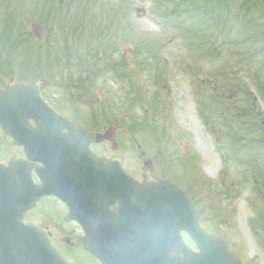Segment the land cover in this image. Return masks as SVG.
I'll return each mask as SVG.
<instances>
[{
    "label": "rangeland",
    "instance_id": "374dc122",
    "mask_svg": "<svg viewBox=\"0 0 264 264\" xmlns=\"http://www.w3.org/2000/svg\"><path fill=\"white\" fill-rule=\"evenodd\" d=\"M83 1L86 3L79 8ZM88 1L90 3L87 0H0V3H13L18 13L30 5L45 6L47 17L41 8V15L32 14L30 20L40 19L47 28L55 31L57 44L51 50L50 58L57 59L63 66L56 70L57 86L45 94V99L58 112L86 124L94 132L119 125L115 139L121 153L126 154L125 166L130 174L142 180L144 161L152 160L155 173L175 180L186 190L198 209L201 226L209 234L225 240L243 264H264V186L261 181H256L259 176L255 175L259 171L264 173L262 0ZM247 1L250 4L248 12L243 6ZM181 3L183 7L186 4L185 12L188 9L198 12L203 7L204 12L212 11L210 15L223 11L226 16L229 14L225 12L226 6L232 7L229 26L223 33L215 26L208 28L213 19L198 17L179 29V22L188 17L186 14L184 17L177 13L172 15V12ZM76 10H80L78 15ZM5 15L0 10V19ZM94 15L103 20H98L96 25L90 24L89 17L93 19ZM77 16L86 18L80 24L81 32L72 30L73 17L75 27H79ZM59 18H66L60 26ZM3 26L5 21L0 20L1 30ZM187 26L192 27L189 32ZM92 28L96 32L93 36L95 45L103 42L102 34L107 28L109 53L99 58L76 59L80 64L76 67L69 65L73 60L64 41L68 39L70 43L76 36L78 51L82 52L85 47L92 49L93 44H85L91 32L87 29ZM219 31L221 35L217 33ZM210 36L219 41H212ZM246 38L245 44L237 43ZM139 42L142 43L140 46ZM201 44L207 46L201 54L189 48ZM213 46H218V53L212 50ZM146 50L153 52L149 55ZM241 62L245 68L236 66L238 72H242L236 83V106L232 104L234 100L230 103L239 117L236 141L230 133V120L225 122L221 108L217 107L221 99L228 101L221 95L230 91L229 85L224 87L222 72L232 70L234 63ZM188 65L200 69L199 77L195 73L188 74ZM86 68L92 71L89 96L94 105L90 109L75 100L80 80L86 79ZM205 77L215 80L201 87ZM199 89L205 90L204 96ZM202 102L211 111L208 112L210 117L203 114ZM241 137H246L245 142L240 143ZM227 144L232 148L225 147ZM96 148L106 152V149ZM140 152L144 157L139 163ZM257 166L261 169H256ZM56 206H59L56 201H45L27 216V221L43 224ZM184 240L196 250L187 235ZM75 258L73 261L79 264H96L80 248L75 251Z\"/></svg>",
    "mask_w": 264,
    "mask_h": 264
},
{
    "label": "water",
    "instance_id": "95a60500",
    "mask_svg": "<svg viewBox=\"0 0 264 264\" xmlns=\"http://www.w3.org/2000/svg\"><path fill=\"white\" fill-rule=\"evenodd\" d=\"M47 85L13 84L8 93L0 95V123L6 129L13 127L19 133L29 118L39 119V132L19 134H36L31 137L32 150L46 166L40 173L46 185L39 187L31 180L30 167L18 161L9 167L0 165V264H68L43 231L22 222L25 212L45 195H56L68 204L70 216L84 225V248L102 264H242L225 241L209 236L200 227L195 206L175 183L148 173L145 183L140 184L123 171L119 161L106 165L97 159L89 150L85 130L53 114L40 99V90ZM77 100L91 105L82 94ZM52 116L56 120L50 123ZM65 128L68 133H64ZM116 131L109 129L97 136V141L113 142ZM84 149L89 153L87 158L86 154H73ZM68 181L72 185L87 181V192L69 189ZM111 206L117 211L111 212ZM183 232L199 252L185 244Z\"/></svg>",
    "mask_w": 264,
    "mask_h": 264
},
{
    "label": "flooded vegetation",
    "instance_id": "af4514ba",
    "mask_svg": "<svg viewBox=\"0 0 264 264\" xmlns=\"http://www.w3.org/2000/svg\"><path fill=\"white\" fill-rule=\"evenodd\" d=\"M198 2H200V0H198ZM243 6L247 8V12L248 10L250 11V8H249L250 4L248 1L246 4H243ZM60 7H63V6H60ZM41 8L42 10H44L43 12ZM41 8L39 4L30 5L28 8H23V10L18 13L16 12V7L13 5V3H10V2L0 3V10L6 13L5 17L3 19H0V20L5 21V27L3 26V29L2 30L0 29V31H2V36L0 37V93L6 92L8 90L9 85L14 82H19L21 84L30 85L38 80H41V81L46 80V81H50L51 85L41 90V96L45 99V94L48 91H51L52 89H54L55 86H57V83H55V79H57L56 76L58 75V72L56 70L59 69L62 66V64H60L59 61L50 60V59H53V58H50V52L51 50H53V47L57 44V41L55 39L56 36L54 35L56 33L54 30L47 28L48 26L43 21H40V19L30 20V18L33 17L32 14H37L39 17V15H41V12L44 16L47 17L45 6L43 5ZM67 8L69 9V7ZM203 10H204L203 7H200L198 12H191V9H188L187 12H185L186 16L188 17L187 20L185 21V24H188L191 21H195L194 18H198V17L203 18L202 17ZM70 11H73L72 7H70ZM199 12L201 13L199 14ZM196 13H198V15H195ZM54 14L55 12L53 13V15ZM54 16L56 17V15ZM216 17H219V15H217ZM34 24H38V25L40 24L39 26L42 27V28L38 27L37 29V33L40 36L39 38L37 37L36 33L32 29ZM214 26L218 30H221L222 28L221 22H218L216 19L214 20V23H212L208 28H212ZM187 28H188L187 32H189L192 27L187 26ZM193 28L195 29L196 27H193ZM73 31H76V28L73 29ZM217 33L221 35L220 31ZM72 39L73 40L69 43V46L65 45V47L67 50H70L71 59L73 58L76 59L75 58L76 53L79 49L78 47L79 39L76 36H73ZM213 39L216 41H219V38L217 37H214V38L211 37L212 41ZM216 41H214L215 44H216ZM245 41L248 42V38H246ZM217 47L213 46L212 50L217 51L218 50ZM189 48L195 49V51L200 54L207 50V46L205 44H201L197 46L192 45ZM38 58L41 59V61H39ZM185 64L186 63H184L183 65ZM69 65L76 67V66H79L80 64L76 62V60H73L72 62L69 63ZM236 66H241L242 69L243 67L245 68L243 62L239 64L234 63V65L231 67L232 70L222 72V76L225 79L224 87H227L229 85L230 91H229V94L224 93L221 95L224 99L228 101L225 102L223 101V99H221L220 105L218 104L219 106L217 108L219 107L221 108L220 114L221 112L222 114H224L225 122L230 120V127H231L230 133L234 135V139L237 141L238 132H237V121L236 120L239 117H236L238 116L237 110H233V107L230 106V103L232 102V100H234L232 104L236 106V102H237V100H235V96L237 94V88H236L237 84L236 83L240 79V75L242 73L241 71L238 72V68ZM247 68L245 70L246 75L248 72ZM194 73L197 74L196 75L197 77H199L198 73H200V69L199 68L194 69L193 67L190 68L188 65V74L192 75ZM76 74H74V76H76ZM85 74H86V79L83 80L81 78L82 80H80L79 86H77V93L82 92L83 94L88 96L89 99L91 100L89 96L90 88H91V79H92L91 69L86 68ZM80 77H82L81 74H80ZM202 79H203L202 80L203 82L202 84H200L201 87H205L204 86L205 83L211 84L215 80V79L214 80L210 79L209 77H205ZM198 82L201 83L200 79H198ZM198 91L199 93L202 94V96L205 95L204 89H199ZM212 93H213V90L211 91V94ZM207 100L208 99L206 98V101ZM202 104L203 105H201V108L203 110V114H205V116L210 117L211 114H209L208 112H211V111L208 110L207 104L205 102L204 103L202 102ZM228 110H230L229 111L230 113H227ZM66 118L70 119L71 121L84 127L87 130V133L90 137V148L91 150H93V152H95L97 156L105 159L106 163L109 160H112L114 158H119L121 159V161L123 162L125 166L126 154L121 153L122 149L117 142L115 144H111L110 142L97 144L95 142L96 135L99 133H102L103 131L96 130L94 132L86 124L82 125V123H79L73 117L66 116ZM29 123L33 130H39L41 128L36 124L34 120H30ZM0 133L2 134V138L0 139V143H2L0 145V163L1 164L8 166L13 160L19 159L24 162H30L31 164L38 166L39 169H45V166L43 164L35 163L30 159L31 157L35 159V154L33 153V150H32L33 144L31 141V137L34 138V135L27 137L31 145L27 149L25 147L15 145V140L9 137L1 126H0ZM245 139L246 137H241L240 143H243V141L245 142ZM236 141L234 142L236 143ZM96 147L106 149V152L104 153L102 152L104 150L100 151V149H97ZM225 147L232 148L229 144H227ZM138 149L141 151L140 145L138 146ZM13 151H16V153L14 154ZM59 154H63V153L60 152ZM143 157H144L143 153L141 152L138 153L137 159L139 163L142 161ZM145 171H147V169H145ZM144 174L145 172H143L142 174V180H140L139 178L135 176L134 177L139 182L142 183L144 181L143 180ZM152 174L160 178H168L166 176L155 173L154 166L152 168ZM31 175H32V179L35 185L37 186L44 185L41 178L37 174L35 168L32 169ZM42 178H43V175H42ZM66 184L69 189L75 188L77 193L83 192L87 187L86 181L79 182L77 184L75 183L74 185H72L71 182L68 181L66 182ZM50 200L56 201L57 204H59V206L58 207L56 206L54 209L51 208L52 209L50 211L51 214L48 216V219L44 221L43 224H35L31 220L27 221V216L30 213H32L35 210H38V208H40V206L45 201H50ZM111 209L114 210V207H111ZM24 222L26 225H33L35 227H38L39 229L44 230L46 234L48 235L51 243L60 252V254L67 261L74 263V264H78L77 262H75L76 261L75 251L78 248L83 249V245L81 241L84 235L83 227L79 221L74 220L73 218H70L69 207L64 202H62L60 199L54 196L44 197L37 203V206L34 209L28 211L25 214ZM87 254L96 264H101V262L97 260L96 258H94L90 253H87Z\"/></svg>",
    "mask_w": 264,
    "mask_h": 264
},
{
    "label": "trees",
    "instance_id": "16d2710c",
    "mask_svg": "<svg viewBox=\"0 0 264 264\" xmlns=\"http://www.w3.org/2000/svg\"><path fill=\"white\" fill-rule=\"evenodd\" d=\"M207 13H208V11H207ZM110 17V16H109ZM98 20H103L101 17H96L95 19H94V23H95V25H96V22L98 21ZM110 19H107V22H109L110 23ZM112 23V22H111ZM112 24H114V23H112ZM106 25V24H105ZM111 25V24H110ZM106 26H108V27H110L109 25H106ZM114 26H115V24H114ZM180 27V26H179ZM101 28H102V25H101ZM181 28V27H180ZM95 32V31H94ZM96 33V32H95ZM94 33V34H95ZM107 34H110L109 33V31H107V28L105 29V33H104V35L102 34V36H103V42H101V44H97V45H95L94 43H93V48L92 49H89L88 51H87V53H82V54H84V56H82V54H80L79 53V55H78V60L79 61H82V59H87L89 56H92L93 58H99V57H103V55L105 54V55H107L108 53H109V50H110V48H111V46H110V43H109V40H110V38L109 37H107ZM102 38V37H101ZM105 38H106V43L104 42V40H105ZM142 43H139V46L141 45ZM151 52H153V51H146V53L147 54H149V55H151ZM153 55H154V53H153ZM152 55V56H153ZM262 182V185L264 186V181H261Z\"/></svg>",
    "mask_w": 264,
    "mask_h": 264
}]
</instances>
